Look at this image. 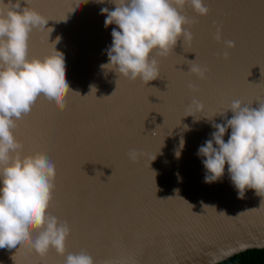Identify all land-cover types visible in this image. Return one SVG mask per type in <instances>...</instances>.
<instances>
[{
    "label": "water",
    "instance_id": "1",
    "mask_svg": "<svg viewBox=\"0 0 264 264\" xmlns=\"http://www.w3.org/2000/svg\"><path fill=\"white\" fill-rule=\"evenodd\" d=\"M20 4L48 19L30 33L29 57L51 53L55 42L65 60L64 109L41 96L14 130L24 154L44 153L56 165L48 211L70 225L65 256L84 250L95 264H217L264 248V197L247 189L239 198L227 164L220 180L206 183L197 155L212 123L224 122L219 111L236 99L264 102V0H205L204 16L186 4L193 39L178 40L167 56L151 54L159 77L148 84L102 67L118 26L105 27L100 10H114L112 0ZM223 40L235 41L227 59ZM191 60L207 67L205 79L188 71ZM193 97L203 111L188 110ZM132 149L142 153L136 162ZM65 256L5 248L0 264H63Z\"/></svg>",
    "mask_w": 264,
    "mask_h": 264
},
{
    "label": "clouds",
    "instance_id": "2",
    "mask_svg": "<svg viewBox=\"0 0 264 264\" xmlns=\"http://www.w3.org/2000/svg\"><path fill=\"white\" fill-rule=\"evenodd\" d=\"M112 3L114 10L107 7L100 10V14H106L105 27L118 26L112 28V44L106 50L108 63L102 67L144 84L159 77L158 61L151 54L167 56L178 40L192 41L193 35L185 27L191 21L182 14L185 5L201 16L209 12L205 0H112ZM47 22L34 8H22L20 0H8L7 4L0 0V249L29 247L41 257L50 249L65 256L71 228L67 221L48 211L55 189V163L44 153L24 154L23 144L15 137L14 130L17 121L30 113L41 96L61 110L66 106L70 88L65 60L55 42L53 51L44 57L28 54L30 33L33 29H44ZM214 39L222 40L219 26ZM223 44L227 59V49L235 47V41L223 40ZM191 61L188 71L205 79L207 67ZM188 87L196 91L194 84L189 83ZM204 108V103L196 97L188 105L189 111L201 112ZM228 111L231 118L226 116ZM217 114L224 122L212 123L214 131L197 152L206 169L204 181L220 180L227 164L239 198H245L247 189H254L264 197V102L252 107L236 99ZM228 129L231 133L225 142ZM183 143L181 139V148ZM140 155L135 149L128 152L133 162ZM34 231L38 232L35 238ZM63 264L95 262L81 250L68 253Z\"/></svg>",
    "mask_w": 264,
    "mask_h": 264
},
{
    "label": "trees",
    "instance_id": "3",
    "mask_svg": "<svg viewBox=\"0 0 264 264\" xmlns=\"http://www.w3.org/2000/svg\"><path fill=\"white\" fill-rule=\"evenodd\" d=\"M217 264H264V248L246 250Z\"/></svg>",
    "mask_w": 264,
    "mask_h": 264
}]
</instances>
